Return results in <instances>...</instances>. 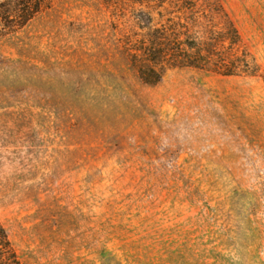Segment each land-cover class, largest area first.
Wrapping results in <instances>:
<instances>
[{
    "label": "rangeland",
    "instance_id": "374dc122",
    "mask_svg": "<svg viewBox=\"0 0 264 264\" xmlns=\"http://www.w3.org/2000/svg\"><path fill=\"white\" fill-rule=\"evenodd\" d=\"M33 1L0 0V225L18 263L264 264V0H40L17 26ZM213 8L254 74L143 84L126 56L142 26L218 39Z\"/></svg>",
    "mask_w": 264,
    "mask_h": 264
},
{
    "label": "trees",
    "instance_id": "16d2710c",
    "mask_svg": "<svg viewBox=\"0 0 264 264\" xmlns=\"http://www.w3.org/2000/svg\"><path fill=\"white\" fill-rule=\"evenodd\" d=\"M39 3L40 0H35L23 4L25 7L14 14V18L19 20L16 25L21 26L38 13ZM188 10L193 11V6ZM213 11L227 27L226 32L218 39L213 35L201 39L193 38L190 27L187 26L189 20L184 22L180 19H167L159 25L154 26L149 22L147 26H142L143 34L138 47L134 49L135 54H126L129 65L139 80L146 85H155L160 81L163 72L170 68L210 71L224 77L253 75L255 65L250 57L245 52L238 55L240 37L236 29L221 8H213ZM12 25L13 22L3 14L0 18V29H9ZM0 264H19L1 225Z\"/></svg>",
    "mask_w": 264,
    "mask_h": 264
}]
</instances>
